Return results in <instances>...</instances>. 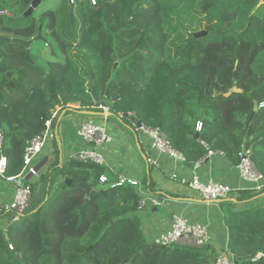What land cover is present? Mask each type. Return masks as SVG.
I'll use <instances>...</instances> for the list:
<instances>
[{
  "label": "trees",
  "instance_id": "16d2710c",
  "mask_svg": "<svg viewBox=\"0 0 264 264\" xmlns=\"http://www.w3.org/2000/svg\"><path fill=\"white\" fill-rule=\"evenodd\" d=\"M31 1L0 0V12L8 13L0 14L1 38L36 36L34 14L22 17ZM74 1L81 10L78 39L72 45L59 39L61 55L46 62L61 63L57 73L36 62L31 46L27 62L22 45L0 40L5 176L20 172L26 144L43 133L57 108L100 113L99 103L123 124L137 119L158 128L187 167L208 151L236 166L244 145L264 176V108L253 112V104L264 101V0ZM41 19L43 35L55 24ZM231 88L240 92L224 97ZM105 174L75 157L60 165L55 155L32 183L19 219L0 227V264H212L217 258L210 245L162 247L146 239L140 193L129 185L101 188ZM64 179L75 188L61 189ZM143 182L154 194L152 181ZM80 183L99 190L88 196L84 213ZM263 195L239 190L235 202L221 203L229 208L226 250L235 264H264ZM6 216L0 213V220Z\"/></svg>",
  "mask_w": 264,
  "mask_h": 264
},
{
  "label": "crops",
  "instance_id": "0c3cea01",
  "mask_svg": "<svg viewBox=\"0 0 264 264\" xmlns=\"http://www.w3.org/2000/svg\"><path fill=\"white\" fill-rule=\"evenodd\" d=\"M68 109L57 108L52 121L53 139L49 141L38 157L39 175L45 171L47 163L58 156L59 164L62 165L67 159L74 157L80 151L95 149L104 158L103 168L109 181H115L119 176L131 177L139 182L140 199L155 198L159 205L150 203L140 210L139 217L142 223L144 236L151 240L159 233L170 228L172 218L182 215L191 221L206 225L210 234L209 245L219 255L226 249L227 231L224 217L229 208L221 203H208L200 195L178 182L169 179V174L175 172L179 177L191 179L194 173L203 183L214 182L230 186L233 191L225 201L235 202L238 197V189L245 185L238 177L235 166L227 162L220 153H215L205 158L203 163L195 171L187 167L185 162H177L165 155H159L150 148V139L139 131L135 126V120L129 125L123 124L108 115V110L100 113H86L77 110V105ZM90 114V113H89ZM86 118H91L94 123L103 126L107 135L111 138L109 143L93 147L81 141L77 136V123ZM156 161L149 165L148 160ZM149 178L154 184L153 192H149L144 184V179ZM107 189L106 186H101ZM167 196L158 197L157 194ZM11 191L0 180V203L11 200ZM171 195V196H168ZM264 201V195L260 198ZM5 226L0 220V227Z\"/></svg>",
  "mask_w": 264,
  "mask_h": 264
},
{
  "label": "built area",
  "instance_id": "2783aa9c",
  "mask_svg": "<svg viewBox=\"0 0 264 264\" xmlns=\"http://www.w3.org/2000/svg\"><path fill=\"white\" fill-rule=\"evenodd\" d=\"M72 2V0H67ZM90 5H95L97 0H87ZM0 14L7 15V11H1ZM100 109L107 111L106 107L98 106ZM264 108V101L259 103L258 109ZM55 118V114H52L51 119L45 121L44 131L41 135H38L31 139L25 146L22 158V167L18 174L5 176L7 167L6 157L2 154L3 146V133L0 130V180H2L6 186L10 189L12 195L11 200L7 203H0V213L7 215L2 221L5 225L8 223L16 222L25 209L28 207L29 201L32 196V183L39 180V164L37 160L45 145L51 141L54 137L52 131V121ZM202 124L197 122L195 125L196 132H200ZM139 131L147 135L150 139V148L159 155H165L177 162H184V157L174 150L165 136L158 128H147L141 126ZM77 136L82 142L89 144L93 147H98L104 143H109L111 138L107 135L103 126H100L91 118H86L83 121L77 123L76 126ZM216 153V152H215ZM250 149L242 145L238 150L239 161L235 166L238 177L245 185L244 188L238 190H249L253 193L264 192V176L259 173L254 167L250 159ZM213 151L208 153L198 161L193 163L192 169L195 171L203 163L205 158L213 155ZM79 161L91 162L98 166H103L104 158L95 149H88L80 151L74 156ZM149 165L156 164V161L148 160ZM169 179L175 182L185 185L191 190L197 192L200 197L207 201L217 202L219 200H225L229 195L235 191L228 185L214 182L203 183L200 181L196 173L193 174L191 179L181 178L175 172L169 174ZM99 186H106L109 189H115L124 185H129L133 188H139V182L131 177L119 176L115 181H109L106 175L99 176ZM147 203L153 206L159 205V201L155 198L142 197L139 200L138 207L141 209L147 205ZM152 241L158 246H167L171 244L188 246L193 248H201L209 245L211 241L210 234L206 225L191 221L185 216L175 215L172 218L170 228L164 232L157 234ZM9 249H12L9 246ZM258 255L257 257H259ZM212 264H235L232 254L226 249L219 253L217 258Z\"/></svg>",
  "mask_w": 264,
  "mask_h": 264
},
{
  "label": "rangeland",
  "instance_id": "374dc122",
  "mask_svg": "<svg viewBox=\"0 0 264 264\" xmlns=\"http://www.w3.org/2000/svg\"><path fill=\"white\" fill-rule=\"evenodd\" d=\"M72 2V28L70 27L68 18V7L70 2L67 0H44L35 10L36 12H33L35 16L34 27L38 26L37 29L39 32L41 29V24L39 25L40 18L48 24H51L52 22L55 24V27L53 28L50 27L49 29H44L42 32L43 35H41L42 40L35 41L31 45V53L34 55V59L45 69L46 72L53 74L57 73L62 66L61 63H59L60 66L57 65L56 67L46 64L48 61H53L55 58L54 56L61 55L60 45L58 43L59 39L63 44L69 43L71 45L78 39V32L81 27V10L77 9L78 3L76 1L72 0ZM81 2L82 6H88L87 0H81ZM69 29L74 31L75 34L73 37L70 36ZM70 51L71 49L69 47L68 52ZM41 55L45 56V58H42ZM99 105L100 104H98V106Z\"/></svg>",
  "mask_w": 264,
  "mask_h": 264
},
{
  "label": "water",
  "instance_id": "95a60500",
  "mask_svg": "<svg viewBox=\"0 0 264 264\" xmlns=\"http://www.w3.org/2000/svg\"><path fill=\"white\" fill-rule=\"evenodd\" d=\"M44 0H32L29 7L27 8V10L22 14V17L24 18H27V17H30L33 12L40 6V4L43 2ZM72 12V4L71 2L69 3V7H68V18H69V23H70V26L72 27V24H73V19H72V16H71V13ZM202 35H204V33H202ZM0 40H3V41H6V42H14V43H18L20 45H22L24 48H25V59L27 62H30V56H29V49H30V46L33 42L35 41H38V40H42L41 39V32L38 31L37 33V36L35 38H33L31 41H22V40H19V39H8V38H1L0 37ZM90 75H91V78H93L92 74H91V71L88 69ZM5 73V70L3 68L0 67V74H3ZM6 76L9 78L10 77V73H7ZM91 84L93 85V82H91ZM240 91L237 90L236 88H231L226 94H224V97H227L228 95H230L231 93H239ZM101 107H105V104L104 103H99ZM258 110V106L256 103L253 104V112H257ZM88 115H91V113ZM108 115H110V113H108ZM251 119V117H250ZM249 119V120H250ZM135 126L137 128H140L142 126L141 122L139 120H135ZM248 122H246L245 126H247ZM77 188L79 189H83L85 191V194L87 196V198L85 199V202H84V207L81 211V213H84L87 209V206H88V196L90 195V193L92 191H99L97 188H89L87 187L84 183H80L78 185H76ZM75 188V185L71 182V180L69 179H64L62 181V186H61V189H74ZM103 195L106 194V190H103V191H100ZM224 200H219L215 203H222ZM208 203H213L212 201H207Z\"/></svg>",
  "mask_w": 264,
  "mask_h": 264
},
{
  "label": "flooded vegetation",
  "instance_id": "af4514ba",
  "mask_svg": "<svg viewBox=\"0 0 264 264\" xmlns=\"http://www.w3.org/2000/svg\"><path fill=\"white\" fill-rule=\"evenodd\" d=\"M37 33H38V32H37ZM36 36H37V35H36ZM36 36H35V37H36ZM35 37H34V38H35Z\"/></svg>",
  "mask_w": 264,
  "mask_h": 264
}]
</instances>
